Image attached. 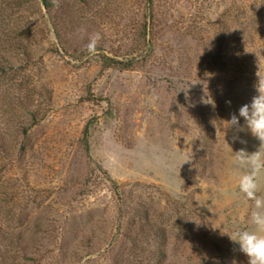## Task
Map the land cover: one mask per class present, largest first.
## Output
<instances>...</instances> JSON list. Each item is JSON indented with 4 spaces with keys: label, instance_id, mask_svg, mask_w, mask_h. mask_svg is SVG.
<instances>
[{
    "label": "rangeland",
    "instance_id": "rangeland-1",
    "mask_svg": "<svg viewBox=\"0 0 264 264\" xmlns=\"http://www.w3.org/2000/svg\"><path fill=\"white\" fill-rule=\"evenodd\" d=\"M257 74L264 0H0V264H248Z\"/></svg>",
    "mask_w": 264,
    "mask_h": 264
},
{
    "label": "clouds",
    "instance_id": "clouds-1",
    "mask_svg": "<svg viewBox=\"0 0 264 264\" xmlns=\"http://www.w3.org/2000/svg\"><path fill=\"white\" fill-rule=\"evenodd\" d=\"M81 35L86 36L87 42L85 49L91 55L96 54L97 46L102 39L100 32L88 34L81 29ZM258 76V74H257ZM257 94L254 95L250 103H245L238 109V115L231 114L225 124V129H235L236 132L244 131L245 128L251 132V135L264 145V77L258 76L255 85ZM230 103V101L228 102ZM240 118H243L244 124L241 125ZM240 139L234 136L233 140ZM241 143L245 141L240 140ZM233 162L244 173L240 175L238 188L244 194L247 200L252 201L250 211V222L254 230L237 229L231 233H226L229 239L239 245V251L248 257V264H264V196H259V175L264 170V153L259 150L249 153L246 149L241 148L236 152L231 149ZM222 233V234H223Z\"/></svg>",
    "mask_w": 264,
    "mask_h": 264
},
{
    "label": "trees",
    "instance_id": "trees-1",
    "mask_svg": "<svg viewBox=\"0 0 264 264\" xmlns=\"http://www.w3.org/2000/svg\"><path fill=\"white\" fill-rule=\"evenodd\" d=\"M44 4H47V0H42Z\"/></svg>",
    "mask_w": 264,
    "mask_h": 264
}]
</instances>
